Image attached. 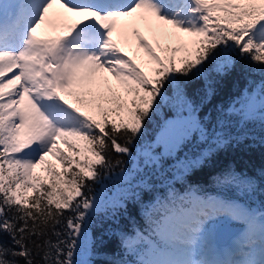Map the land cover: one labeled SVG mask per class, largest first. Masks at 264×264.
<instances>
[{"label":"snow or ice","instance_id":"obj_1","mask_svg":"<svg viewBox=\"0 0 264 264\" xmlns=\"http://www.w3.org/2000/svg\"><path fill=\"white\" fill-rule=\"evenodd\" d=\"M239 61L245 87L212 106ZM249 125L264 133V0H0V264H95L105 235L107 264H264V189L233 166L212 183L244 203L188 179Z\"/></svg>","mask_w":264,"mask_h":264},{"label":"trees","instance_id":"obj_2","mask_svg":"<svg viewBox=\"0 0 264 264\" xmlns=\"http://www.w3.org/2000/svg\"><path fill=\"white\" fill-rule=\"evenodd\" d=\"M243 61H239L236 65V69L227 77L223 86L219 89L218 94L212 99V106H224L225 108L228 106L230 100L234 97L240 95V91L245 87L246 84V75L250 73H246L242 70L241 65ZM251 79L259 80L260 77L258 75H251ZM203 115V113H201ZM173 113L168 109H162L161 115L156 117L151 124L148 125L147 130V140L151 142L155 139L157 132L159 131L160 125L163 123V120L172 118ZM234 131V129H233ZM248 131L250 135H252L254 140H247L244 144L240 145L238 148H229L225 151L218 154L216 159L215 166L211 169H204L202 171L195 172L191 175L189 182L193 185L199 184L208 195L217 196V195H226L230 198L237 199L239 202H246L243 193L237 192L235 190L221 192L218 190L215 185L212 183L214 174L216 172L221 171L223 168L227 166H233L238 172H244L248 176L253 177L258 187L264 189V178L261 177V172L264 171V145L261 144V137H264V133H262L259 129V126L249 125ZM194 145H190L185 149V152L191 154L193 151ZM136 149H133V153L135 155ZM183 155V153H181ZM126 167L131 168V163L126 165ZM171 179V177H168ZM174 186L179 189V182H177ZM118 187L112 180L105 179L102 185L94 186V191L101 195H104V191L107 192L108 196H111L113 192H115ZM156 187L160 193H164L166 189L163 185L157 181ZM104 190V191H103ZM252 203L251 201H247ZM264 202V195H260L257 193L254 199L255 207H259L260 204ZM133 219L143 226V222L140 219V216L133 211L132 213ZM121 224L125 229L131 227L132 221L128 219H124L121 221ZM108 223L104 224V227L107 228ZM101 233L100 228L93 229V234L99 236ZM117 251V238L111 235L104 236V247L101 250V254L95 257V264H107V261L113 259V253Z\"/></svg>","mask_w":264,"mask_h":264},{"label":"water","instance_id":"obj_3","mask_svg":"<svg viewBox=\"0 0 264 264\" xmlns=\"http://www.w3.org/2000/svg\"><path fill=\"white\" fill-rule=\"evenodd\" d=\"M235 231V229L233 228V229H230L229 231H225V230H221V232H222V242H225V241H227V239H228V235H227V233L228 234H230L229 232L230 231Z\"/></svg>","mask_w":264,"mask_h":264},{"label":"rangeland","instance_id":"obj_4","mask_svg":"<svg viewBox=\"0 0 264 264\" xmlns=\"http://www.w3.org/2000/svg\"><path fill=\"white\" fill-rule=\"evenodd\" d=\"M169 119H171V118H169Z\"/></svg>","mask_w":264,"mask_h":264}]
</instances>
